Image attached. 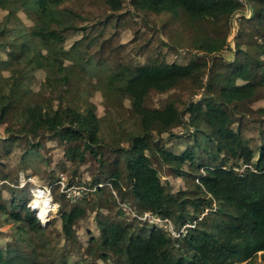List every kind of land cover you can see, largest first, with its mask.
Listing matches in <instances>:
<instances>
[{"label":"trees","instance_id":"1","mask_svg":"<svg viewBox=\"0 0 264 264\" xmlns=\"http://www.w3.org/2000/svg\"><path fill=\"white\" fill-rule=\"evenodd\" d=\"M131 2L141 10L183 14L195 32L192 44L196 52L186 64L154 61L136 65L132 69L122 68L121 72L108 76L101 88L102 94L107 97H128L141 128L138 133L130 132L123 137L128 143L127 147L118 143L114 150L120 151L124 156L126 177L130 182L129 194L138 205V217L151 213L167 218L176 231L187 223H193V227L188 228L185 236L174 238L158 224L140 217L138 220L151 225L148 236L135 235L129 226L111 222L105 224V231L101 235L102 257L107 259L105 251L108 249L120 260L119 264L250 263L259 252L264 254V134L261 144L255 147L243 136L236 124L240 127L241 120L256 109L264 117V59L256 57L264 54V0H255L249 17H238L245 21L256 16L263 29L261 42L251 43L256 55L244 51L240 44L242 26L232 30L230 39L234 38L235 41L228 42V32L232 26L229 25L230 19L243 5L239 0ZM22 3V0H0V10L7 11L0 22V124L12 114L16 122L22 125L24 135L33 139L44 135L48 139L66 143V159L81 164L88 151L97 155V147L105 146L104 138L99 134L101 119L94 112L93 104L82 101L75 106H62L53 100L42 104L28 100L23 88V77L29 72L41 69L46 75L54 74L63 60L47 48L46 52H32L28 60L20 61L13 67L4 68L2 65V53L6 48L3 37L9 32L12 17L23 9ZM60 3V0L37 1V9L31 11L33 15L30 16L35 26L33 34L37 33L38 26L47 25L51 20L60 21L65 16L57 11ZM106 3L113 10L121 7V0H106ZM205 24L213 28L225 26L223 36L209 35ZM60 41L62 37L58 36L44 43L55 45ZM28 44L26 39L20 41V51L27 50ZM198 53L214 59L221 53L219 60L224 62L225 70H210L212 67L208 66L205 59L198 57ZM240 53L243 56H239ZM10 54L11 58H16V55ZM212 72L213 77L209 76ZM73 73L74 70H69L59 76L58 88L65 87ZM181 83H188L193 93L204 89L202 97L206 100H190L183 111H179L172 100L160 108L143 106L144 97L150 90L166 92ZM214 88L218 89L216 95L212 94ZM57 96L64 99L61 91ZM256 101L259 106L253 109L250 104ZM204 125L216 126L215 134L218 139L232 146L216 150L210 148L201 137L202 134H207ZM176 127L183 128L185 136L190 135L194 140L192 147L177 156L161 148L154 136L156 134L160 137L164 133L171 135ZM12 134L15 135L14 139L19 137L10 131L9 135ZM38 143L30 141L31 146H38ZM29 153L30 150L24 156L27 157ZM152 155H158L176 171L177 176L191 178L200 196L189 199L185 193L174 195L163 185L152 164ZM196 158L201 160L198 169L185 170L184 166L192 164ZM59 177L57 175L54 182L50 183L53 194L59 191ZM107 178L113 192L123 188L121 170L117 165L108 173ZM66 186H70V182H66ZM94 187L98 191L101 186L92 184L89 189ZM88 192L92 191L86 193ZM33 199L32 195V198L22 204L14 201L8 204L0 193V221L4 219L3 222H13L21 240L37 257L43 243L41 231L44 225L36 217L38 211L29 207ZM188 204L193 206L192 213L187 211ZM214 204L217 207L212 209ZM222 205L228 209L225 210ZM207 207L210 208L209 216L207 214L200 218L201 212ZM60 213L63 235L68 239L74 238L73 226L83 215V209L76 206ZM37 216L41 220L38 213ZM90 241L94 239L90 238ZM36 257L29 264H42ZM0 264H12L4 257L1 248Z\"/></svg>","mask_w":264,"mask_h":264},{"label":"rangeland","instance_id":"2","mask_svg":"<svg viewBox=\"0 0 264 264\" xmlns=\"http://www.w3.org/2000/svg\"><path fill=\"white\" fill-rule=\"evenodd\" d=\"M37 1L22 0L23 9L12 17L9 32L3 37L6 48L2 53V65L4 68L13 67L20 61L28 60L32 52H46L47 48L57 54L63 63L57 66L54 74L46 75L43 70L37 69L23 77L26 98L42 104L53 100L62 106L66 104L75 106L82 101L93 104L94 112L101 119L99 134L102 139L104 138L105 146L97 147V155L88 151L81 164L69 162L65 157L66 143L58 139H48L44 135L36 139L29 138L23 134L22 125L9 114L0 124V193L3 200L8 204L12 201L22 204L33 195L34 199L32 204L29 203V207L36 208L33 202L36 200L41 204L42 199L38 196L42 192H36L38 188L45 189L43 194L44 197L49 196L50 206L47 217H40L42 221L37 216L39 210L38 212L36 210L37 219L44 225L41 231L43 243L37 257L21 240L13 222H3L4 219L0 221V248L4 257L12 264H29L35 257L42 264H119L120 260L107 248L105 251L108 254L107 259L102 257L100 240L102 232L105 231V224L119 222L129 226L135 235L142 236L150 234L151 225L138 220L140 217L138 205L129 194L130 182L126 177L124 156L120 151L114 150L118 143L123 147L128 146L123 139L127 133L140 131L139 118L132 112L128 97L115 95L107 97L102 94L101 88L110 74L121 72L122 68L132 69L136 65L154 61L188 63L196 52L192 44L195 32L183 14L141 10L134 6L131 0H121V7L118 10L111 9L106 0H60L57 11H61L60 14L64 13L66 17L62 16L60 21L51 20L47 25L38 26L37 33L33 34L35 26L30 16L33 15L31 11L37 9ZM253 3L255 4V0ZM253 3L245 1L236 15L230 19L229 25L232 26L228 32L230 36L228 40L232 36V30L242 26L240 44L244 51L256 55L251 43L261 42L263 29L256 16L251 20L238 19L242 15L244 17L251 15ZM6 13L7 11L0 10V22ZM225 28V26L213 28L205 24V30L212 36H223ZM58 36L62 37V41L55 45L44 43ZM25 39L29 44L27 50L22 52L18 44ZM234 41L232 38L228 42ZM10 53L16 55V58H11ZM197 55L208 62L212 71L215 69L224 71L226 68L224 62L219 60L221 53L216 55V59L200 53ZM239 56H243L242 53ZM256 57L264 59V54ZM68 69L74 70L70 81L65 87L58 88V77L67 73ZM209 76L213 77V72ZM206 78L207 76L204 77L205 81ZM187 84L181 83L166 92L150 90L144 97L143 106L160 108L172 100L175 101L178 110L183 111L190 100H206L202 97L204 89L193 93ZM59 91L64 96L63 100L57 96ZM217 93L218 89L214 88L212 94ZM250 106L256 109L259 105L256 101ZM256 110L241 120L240 127L236 124L243 136L255 147L261 144L264 134V117ZM204 128L208 135L204 133L201 137L210 148L216 150L232 146L218 139L215 134L216 126L204 125ZM10 131L19 137L14 139L15 135L10 136ZM171 133V135L164 133L160 137L154 134L155 141L161 148L177 156L193 146V138L190 135L185 136L186 131L183 128L176 127ZM30 141L34 143L38 141L39 145L31 146ZM28 150L30 153L25 157L24 154ZM150 158L163 185L174 195L185 193L189 199L200 196L191 178L177 176L176 171L158 155H152ZM200 161V158H196L192 164L184 166V169L196 170ZM116 165L121 170L123 188L120 191L114 190V193L113 189H110L111 184L107 175L116 168ZM57 175L60 176L57 182L59 191L53 194L50 183L54 182ZM61 179L64 184L70 182V186L73 187L65 192L59 183ZM92 184L101 187L98 191L95 187L89 189ZM87 191L92 192L86 193ZM76 206L83 209V215L74 223L75 237L68 239L62 233L60 212ZM215 207L217 204H214L212 209ZM222 208L228 209L225 205H222ZM187 211L192 213L193 206L188 204ZM209 211L210 208H205L200 218L207 214L209 216ZM141 218L148 220L143 216ZM187 225L182 232L184 234L188 228L193 227V223ZM160 227L166 232L163 226ZM90 238L94 241L91 242ZM244 263L246 261L236 264ZM247 264H264V254L259 252L257 257Z\"/></svg>","mask_w":264,"mask_h":264},{"label":"built area","instance_id":"3","mask_svg":"<svg viewBox=\"0 0 264 264\" xmlns=\"http://www.w3.org/2000/svg\"><path fill=\"white\" fill-rule=\"evenodd\" d=\"M239 1L242 2L243 4L245 3V0H239ZM59 183L61 184V187L64 188V191H65V192L68 191L70 188L73 187V186H66V183L64 184V181H63L62 179L59 181ZM39 190L44 191L45 189H38V188H37V189H36V192L39 191ZM34 196H35V193H34ZM33 198H34V197H33ZM31 201H32V200H31ZM31 201H30V202H31ZM31 208H32V207H31ZM32 209H33V208H32ZM143 218L148 219V221H149L150 223H154V224H158L159 226H163V227L165 228V230H166L171 236H173L174 238H178V237H180V236L185 235V234L182 233V232L185 230V227L188 226V225L186 224V225L182 226V227L180 228L179 231H176V230L174 229L173 224H172L167 218H160V217H158V216H156V215H153V214H151V213H144Z\"/></svg>","mask_w":264,"mask_h":264},{"label":"bare ground","instance_id":"4","mask_svg":"<svg viewBox=\"0 0 264 264\" xmlns=\"http://www.w3.org/2000/svg\"><path fill=\"white\" fill-rule=\"evenodd\" d=\"M38 192H42L41 194H38V196L41 198L42 197V199H41V204L38 202V201H34L33 202V205L36 207V208H34L32 205V207H33V209L34 210H39V212L40 213H38V215L42 218H46L47 217V213L49 212V206H50V199H49V196L48 195H46L45 197H44V191H41V190H39ZM33 201V200H32ZM32 201H31V204H32ZM47 221V220H46Z\"/></svg>","mask_w":264,"mask_h":264}]
</instances>
